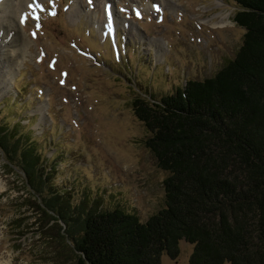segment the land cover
I'll list each match as a JSON object with an SVG mask.
<instances>
[{
	"label": "rangeland",
	"instance_id": "1",
	"mask_svg": "<svg viewBox=\"0 0 264 264\" xmlns=\"http://www.w3.org/2000/svg\"><path fill=\"white\" fill-rule=\"evenodd\" d=\"M234 11L232 0H0V124L55 143L45 158L63 156L55 172L75 203L99 200L145 222L164 205L167 174L131 102L232 60L245 33ZM24 185L0 152V264H79L63 224ZM192 249L180 241L160 263L188 264Z\"/></svg>",
	"mask_w": 264,
	"mask_h": 264
},
{
	"label": "trees",
	"instance_id": "2",
	"mask_svg": "<svg viewBox=\"0 0 264 264\" xmlns=\"http://www.w3.org/2000/svg\"><path fill=\"white\" fill-rule=\"evenodd\" d=\"M232 2L245 31L232 60L210 78L131 102L143 145L167 174L164 205L145 222L99 200L75 203L55 172L63 156L45 158L55 143L19 122L0 124L7 165L63 224L79 264H161L178 256L180 241L193 248L188 264H264V0Z\"/></svg>",
	"mask_w": 264,
	"mask_h": 264
},
{
	"label": "snow or ice",
	"instance_id": "3",
	"mask_svg": "<svg viewBox=\"0 0 264 264\" xmlns=\"http://www.w3.org/2000/svg\"><path fill=\"white\" fill-rule=\"evenodd\" d=\"M89 2L91 3V0H89ZM157 10H159L158 8H157ZM53 15H55V13H52ZM137 15L139 16V13H137ZM24 22V20L22 19L21 20V23H23ZM33 36H35V33H33Z\"/></svg>",
	"mask_w": 264,
	"mask_h": 264
},
{
	"label": "bare ground",
	"instance_id": "4",
	"mask_svg": "<svg viewBox=\"0 0 264 264\" xmlns=\"http://www.w3.org/2000/svg\"><path fill=\"white\" fill-rule=\"evenodd\" d=\"M226 24V23H225ZM225 24H222V26L224 27L225 26Z\"/></svg>",
	"mask_w": 264,
	"mask_h": 264
}]
</instances>
